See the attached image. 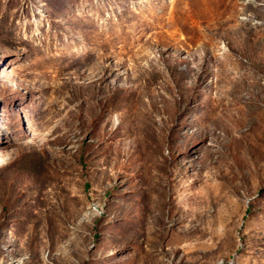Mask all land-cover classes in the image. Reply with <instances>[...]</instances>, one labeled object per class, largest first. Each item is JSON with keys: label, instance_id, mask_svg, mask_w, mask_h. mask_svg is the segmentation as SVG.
<instances>
[{"label": "rangeland", "instance_id": "1", "mask_svg": "<svg viewBox=\"0 0 264 264\" xmlns=\"http://www.w3.org/2000/svg\"><path fill=\"white\" fill-rule=\"evenodd\" d=\"M85 6L0 0V264H264V0Z\"/></svg>", "mask_w": 264, "mask_h": 264}, {"label": "bare ground", "instance_id": "2", "mask_svg": "<svg viewBox=\"0 0 264 264\" xmlns=\"http://www.w3.org/2000/svg\"><path fill=\"white\" fill-rule=\"evenodd\" d=\"M83 5L75 7L72 4V0H64V6L66 8V15L64 18V24H78L79 22L87 25L91 18L93 11L85 6L87 0H81Z\"/></svg>", "mask_w": 264, "mask_h": 264}]
</instances>
